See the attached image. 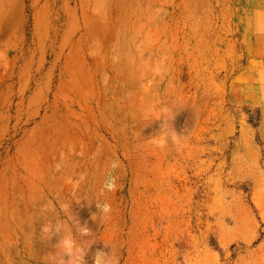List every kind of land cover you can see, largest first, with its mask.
I'll use <instances>...</instances> for the list:
<instances>
[{
    "label": "rangeland",
    "instance_id": "obj_1",
    "mask_svg": "<svg viewBox=\"0 0 264 264\" xmlns=\"http://www.w3.org/2000/svg\"><path fill=\"white\" fill-rule=\"evenodd\" d=\"M97 261L264 264V0H0V264Z\"/></svg>",
    "mask_w": 264,
    "mask_h": 264
},
{
    "label": "clouds",
    "instance_id": "obj_2",
    "mask_svg": "<svg viewBox=\"0 0 264 264\" xmlns=\"http://www.w3.org/2000/svg\"><path fill=\"white\" fill-rule=\"evenodd\" d=\"M177 137H178V136H177L175 133H173V139H177ZM164 138H165V136L162 135V136H161V139L158 141V143H161V144H162V143L164 142ZM107 208H108V206L105 205V206H104V209L107 210ZM64 244H65V247H66V248H71V246H72V242H71L70 240H66V241H64ZM96 264H99V262L97 261Z\"/></svg>",
    "mask_w": 264,
    "mask_h": 264
}]
</instances>
